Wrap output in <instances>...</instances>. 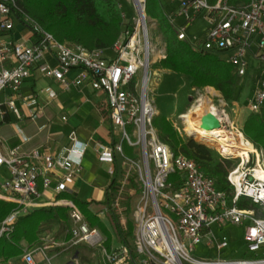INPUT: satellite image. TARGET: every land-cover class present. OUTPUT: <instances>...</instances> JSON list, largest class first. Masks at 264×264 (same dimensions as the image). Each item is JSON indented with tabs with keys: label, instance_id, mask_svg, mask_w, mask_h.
I'll return each mask as SVG.
<instances>
[{
	"label": "built area",
	"instance_id": "1",
	"mask_svg": "<svg viewBox=\"0 0 264 264\" xmlns=\"http://www.w3.org/2000/svg\"><path fill=\"white\" fill-rule=\"evenodd\" d=\"M168 1L176 3L167 17L178 39L188 40L198 51L219 53L239 79H246L248 70L253 68L249 77L250 90L243 102H227L219 91L209 92V100L221 113L217 117L221 125L227 123L228 127L241 132V125L236 124L238 119L229 120L226 111L228 107L233 109L235 104L237 109L241 106L249 112L257 111L264 102V0L236 4L229 0H215L214 3L208 0ZM130 3L135 15L124 21L119 36L110 47L113 56L108 57L105 50H87L57 40L23 13L15 0H0V124L9 112L22 119L17 101L28 108V118H36V96L21 92L22 83L34 71L54 79L63 89L86 83L94 90L103 91L112 132L117 139L112 147L99 154V160L112 162L113 152L119 155L125 172L118 194L127 183L131 168L136 171L140 185L132 211V248L120 244L106 250L101 232L88 225L72 201H64L70 222L68 243L100 248L107 264H264V215H261L264 214V178L255 172V167L264 169L262 150L251 143L252 151L231 157L216 148L221 159H235L227 174L232 187L227 192L192 159L172 152L160 140L152 123L156 106L150 93V81L154 54L158 53L159 59L164 58L165 47L156 50L149 35L147 21L153 27L156 24L146 16V0H130ZM198 16L206 20L207 27L200 36L189 38L186 28ZM177 17H181L180 23L176 21ZM46 54L56 59V66L44 61ZM73 67H79L80 72L68 80L65 74ZM42 91L49 99L56 96L50 87ZM68 138L70 145L65 148V153L53 157L39 155L36 151L24 154L19 146L9 147L0 137V199L17 205L1 221L0 237L8 235L19 215L38 206L36 198L42 193L39 183L42 189L50 183L47 173L58 178L54 187L57 193L73 181L81 166L85 144L77 139L74 131ZM123 143L138 151L140 157L135 160L125 156ZM2 146H5L4 151ZM2 168L6 170L4 175ZM110 172L113 174V169ZM240 200H249L255 208H241ZM114 205L118 206L117 203ZM212 224H245L242 241L244 254L248 253V256L241 259L193 257L194 246L203 235L207 238L206 244L214 245L218 252L227 246L225 237L216 239L213 236ZM42 249L37 248L41 252ZM20 259L23 264H39L34 251L26 247ZM68 264L81 263L77 258H71Z\"/></svg>",
	"mask_w": 264,
	"mask_h": 264
},
{
	"label": "trees",
	"instance_id": "2",
	"mask_svg": "<svg viewBox=\"0 0 264 264\" xmlns=\"http://www.w3.org/2000/svg\"><path fill=\"white\" fill-rule=\"evenodd\" d=\"M15 1L23 13L32 18L45 31L51 33L57 40L67 41L87 50L102 49L105 52L110 50L124 26L125 20L120 9V0ZM240 1L246 0H229V3L235 4ZM208 2L214 3L215 0H208ZM159 6L162 7L161 0H146L145 11L155 17L160 12L155 8ZM165 13L168 12L165 11ZM17 14L20 15V12ZM164 37L165 57L153 64L154 70L162 69L184 77L190 89L213 87L221 93L227 102L240 103L244 101L245 97L242 99V96L248 94L250 83L248 86L245 85V78L239 79L232 66L226 63L219 53L201 52L194 49L188 40L177 38L176 30L170 23L165 25ZM152 123L160 140L166 143L172 152L182 153L192 159L207 175L215 179L219 188L227 192L231 191L232 187L227 181V174L235 164L233 160L221 159L211 147L192 138L184 137L166 116L156 114ZM241 133L256 148L261 149L264 156V102L257 111L249 112L246 115L241 125ZM123 154L132 158V149L126 144H123ZM113 162L112 179L106 189L101 208L105 209L114 238L120 244L131 249L132 223L127 219L122 223L118 208L114 206V196L118 194L125 170L114 155ZM127 184L135 192L140 191L137 173L133 168L128 172ZM65 195L72 198L77 204L90 227L98 228L106 235L104 247L109 251L111 236L97 217V211L101 208H93L91 202L79 201L70 194ZM238 205L241 208H255V205L249 200H240ZM16 208V204L0 199V223ZM129 209L130 203L127 199L124 203V212H128ZM68 220V209L57 205L36 208L19 215L8 235L0 237V264H14L19 261L25 247L23 243H27L28 246L36 243L42 224L56 223L62 232H66ZM69 238L68 229L65 240Z\"/></svg>",
	"mask_w": 264,
	"mask_h": 264
},
{
	"label": "crops",
	"instance_id": "3",
	"mask_svg": "<svg viewBox=\"0 0 264 264\" xmlns=\"http://www.w3.org/2000/svg\"><path fill=\"white\" fill-rule=\"evenodd\" d=\"M44 61L50 66L57 64L56 59L50 54L45 55ZM156 70L161 71L162 69ZM79 72V67L70 68L65 77L72 80ZM46 87L55 91L54 98L49 99L42 91ZM207 88L218 92L213 87L207 86ZM21 92L24 95L33 93L36 96L37 116L34 119L28 118V108L17 101L16 104L23 113L22 119H17L13 113L9 112L5 116V121L0 124V137L6 145L19 146L24 154L36 151L39 155L49 154L55 157L64 154L65 148L70 145L68 135L71 131H74L77 139L85 144L81 166L73 181L67 184L64 191L57 193L54 187L58 178L52 173H47L50 180L49 186L42 189L39 183L42 193L36 198L38 206L30 207L28 212L40 207L63 206L64 201H72L77 206L72 198L65 194H70L79 201L91 202L93 208H101L106 189L112 179L113 174L110 171L114 168V162L99 160V154L105 148L112 147L117 139L116 134L112 132L113 127L108 118L105 93L92 89L86 83L78 87L71 85L68 89H63L54 79L45 77L38 71H34L22 83ZM4 147H1L2 151L5 150ZM130 148L134 152V149ZM113 155L121 163L119 155L115 152ZM114 203L118 205V194L114 196ZM97 217L109 231L110 226L104 208L97 211ZM69 227L68 220V229ZM67 230L62 232L56 223H44L40 227L37 242L32 246H28L25 242L23 244L34 251V257L39 264H68L71 258L79 260L77 249L79 244L70 245L69 240H65ZM101 234L103 235L102 232ZM111 237L114 239V236L111 235ZM228 245L227 242V246L218 253L224 251ZM37 248H43L42 252ZM112 248L115 247L111 242L110 249ZM91 255L94 256L93 253ZM14 264L17 263L14 262Z\"/></svg>",
	"mask_w": 264,
	"mask_h": 264
},
{
	"label": "rangeland",
	"instance_id": "4",
	"mask_svg": "<svg viewBox=\"0 0 264 264\" xmlns=\"http://www.w3.org/2000/svg\"><path fill=\"white\" fill-rule=\"evenodd\" d=\"M162 7H156V10H160L159 14L155 17L150 16V14L146 13V16L150 18L151 20L155 21L156 26L153 27L150 22L147 21L148 27H149V35L152 39L153 44L156 45V50L163 49L165 47V37H164V28L166 24H169V20L167 17V13L172 9V6L175 5L174 3H170L167 0H161ZM121 4V12L124 15V20L127 21L132 16H134V9L132 4L130 3V0H120ZM232 4V3H231ZM236 4V3H235ZM158 6V4H157ZM161 8V9H160ZM181 17H177L176 21L178 23L181 22ZM207 27V22L205 19H203L201 16H198L194 19V21L186 28V35L189 38L198 37L200 36L204 29ZM158 53L154 54L153 60L155 62L158 61L157 57ZM105 55L108 57H112L113 53L110 50H106ZM154 64V63H153ZM153 64L151 65L152 70V76L150 81V93L154 97L155 100V106H156V114H160L162 116L168 117L172 123L176 125L177 128H179L181 134L184 137L192 138L197 142L203 143L212 149H214L217 153L216 148L222 152V149L216 146L215 144L208 142L206 140H199L196 139L193 136H190L186 131L185 127L186 124L184 122V119L181 118V115L186 113L188 110H192L197 103H199V100H209L211 96L209 95V92H211V89H206V87L202 89H190L188 86V83L185 81L186 79L180 75H176L174 73H171L169 71H158L153 69ZM253 68L250 67L248 70V74L246 76V84L250 83L249 77H251V74L253 73ZM156 75H155V74ZM209 87V86H208ZM247 89V88H245ZM247 94L242 96V99L246 98ZM199 99V100H198ZM231 107L227 108V114L229 117V120H236L238 119V123L236 124L242 125V122L246 115L249 113V111L241 106H238V109L236 107V104L234 105L233 109ZM181 115H180V114ZM179 114V116H178ZM225 123L223 126H221V130L224 133L230 134L232 136L233 140H237L239 137H243L241 135H238V132L234 128L228 127ZM235 126V125H234ZM244 139V138H243ZM250 142V141H249ZM254 148V147H253ZM131 157L137 160L140 157V154L138 151H134L131 154ZM231 157H237V156H231ZM235 162V159L233 160ZM125 170V169H124ZM2 174L4 175L6 173V170L4 168L1 169ZM139 192H135L134 189H132L127 183H125L122 186L121 192L118 194V208L119 215L121 216L122 223L125 222L127 219L133 224L132 219V211L134 209V205L137 201ZM128 199L130 203V209L128 212H124V203ZM244 225H236V224H226V225H217L212 224L210 226V231L213 234V236L216 239H220L221 237H225L228 242V247L222 251L221 253H218L214 245H207V238L202 237L200 242H198L195 245L194 251L191 253V255L195 258L199 259H217V258H224V259H241L246 258L248 256V253L244 254V245L242 242V235L244 230ZM110 236L111 230H109ZM133 234V229H132ZM105 237L106 235L103 234ZM113 236V235H112ZM52 237V236H50ZM113 239V237H110ZM111 239L113 247H117L120 245V243L114 238ZM69 240V239H68ZM79 250L78 256L81 264H107V260L101 255L100 248H92L85 243H79V247L77 248ZM74 252V250H73ZM93 253L94 256L91 255ZM17 264H23L20 260L16 262Z\"/></svg>",
	"mask_w": 264,
	"mask_h": 264
},
{
	"label": "bare ground",
	"instance_id": "5",
	"mask_svg": "<svg viewBox=\"0 0 264 264\" xmlns=\"http://www.w3.org/2000/svg\"><path fill=\"white\" fill-rule=\"evenodd\" d=\"M155 74V73H154ZM156 75V74H155ZM212 90L211 92H213ZM207 114L220 117L221 113L217 111V108L208 100H199V103L194 106L192 110H188L181 115L186 124L185 131L199 140H206L211 142L222 149L221 153H228L231 156H239L243 152L247 153L254 148L249 141H246L244 137H239L237 140H233L230 134L224 133L220 127L207 128L204 126V119ZM238 135L242 133L237 131ZM244 138V139H243ZM256 175L264 178V169L255 167Z\"/></svg>",
	"mask_w": 264,
	"mask_h": 264
},
{
	"label": "water",
	"instance_id": "6",
	"mask_svg": "<svg viewBox=\"0 0 264 264\" xmlns=\"http://www.w3.org/2000/svg\"><path fill=\"white\" fill-rule=\"evenodd\" d=\"M204 126L207 128H215V127H220L222 125L219 119L215 115L207 114L204 119Z\"/></svg>",
	"mask_w": 264,
	"mask_h": 264
},
{
	"label": "clouds",
	"instance_id": "7",
	"mask_svg": "<svg viewBox=\"0 0 264 264\" xmlns=\"http://www.w3.org/2000/svg\"><path fill=\"white\" fill-rule=\"evenodd\" d=\"M81 148H82V146H81Z\"/></svg>",
	"mask_w": 264,
	"mask_h": 264
}]
</instances>
